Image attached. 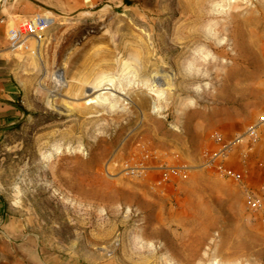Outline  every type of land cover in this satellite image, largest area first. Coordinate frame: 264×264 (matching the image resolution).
Segmentation results:
<instances>
[{"label": "rangeland", "instance_id": "rangeland-1", "mask_svg": "<svg viewBox=\"0 0 264 264\" xmlns=\"http://www.w3.org/2000/svg\"><path fill=\"white\" fill-rule=\"evenodd\" d=\"M8 6L51 24L18 54L20 112L0 129V264H264L246 201L264 185L202 166L213 133L264 110V0ZM145 151L187 170L165 190L125 174Z\"/></svg>", "mask_w": 264, "mask_h": 264}, {"label": "built area", "instance_id": "built-area-1", "mask_svg": "<svg viewBox=\"0 0 264 264\" xmlns=\"http://www.w3.org/2000/svg\"><path fill=\"white\" fill-rule=\"evenodd\" d=\"M3 0H0V9ZM0 23L6 26V38L9 50L14 54L37 52L41 43L45 40L46 31L51 21L43 16L16 18L14 16H2ZM264 129V110L256 119L246 125L242 132L231 136L221 133H213V147L204 150L202 154V166L214 170L229 178L236 177L235 171L228 165V161L234 151L245 142H256L261 130ZM245 160L246 155L240 153ZM151 159H158L155 152L145 151L142 159L137 162L125 163L122 171L127 175L140 176L150 171H157L158 175L153 181V187L165 190L174 180L178 179L186 170L184 164L171 165L164 162L151 164ZM247 208L258 215L264 224V193L255 194L246 190Z\"/></svg>", "mask_w": 264, "mask_h": 264}, {"label": "crops", "instance_id": "crops-1", "mask_svg": "<svg viewBox=\"0 0 264 264\" xmlns=\"http://www.w3.org/2000/svg\"><path fill=\"white\" fill-rule=\"evenodd\" d=\"M11 10L12 7L9 6L2 8L0 18L9 14ZM18 59V54H14L9 50L6 26L0 23V129L16 120L20 112L12 100L14 92L12 79L15 80L14 70L18 65ZM239 147L238 151H234L228 161L229 166L236 173L238 165L235 170L232 162L237 160L236 156H238L239 150L240 153L246 155L245 160L241 162L242 167L239 164L240 172L239 174L236 173L235 178L239 177L244 185H264V129L261 130L260 137L256 142H245Z\"/></svg>", "mask_w": 264, "mask_h": 264}]
</instances>
